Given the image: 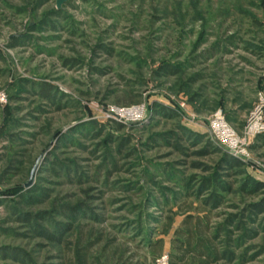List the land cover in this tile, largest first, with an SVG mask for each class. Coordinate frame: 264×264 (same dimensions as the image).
Returning a JSON list of instances; mask_svg holds the SVG:
<instances>
[{"label":"rangeland","instance_id":"1","mask_svg":"<svg viewBox=\"0 0 264 264\" xmlns=\"http://www.w3.org/2000/svg\"><path fill=\"white\" fill-rule=\"evenodd\" d=\"M57 1L0 0V264H75L88 242L87 264H157L199 205L188 179L233 184L211 225L240 214L246 178L264 182V0ZM244 248L264 264V230Z\"/></svg>","mask_w":264,"mask_h":264},{"label":"trees","instance_id":"2","mask_svg":"<svg viewBox=\"0 0 264 264\" xmlns=\"http://www.w3.org/2000/svg\"><path fill=\"white\" fill-rule=\"evenodd\" d=\"M49 92L48 87L44 88L43 97L50 99L51 95ZM161 113L162 115H167L165 112ZM123 145L124 141L120 140L117 148H121ZM24 153L25 150L22 149L15 154L24 157ZM13 161L16 163L15 166ZM223 162L225 164L223 168L229 170V176L243 174L242 167L244 162L240 159L228 152H224ZM23 164L24 161L21 159H10L2 175L14 173L9 172L10 169H14L18 173L21 171ZM220 177L221 175L215 171L211 176L197 180L194 186L190 182L191 179H188L185 183V196L194 198L199 205L194 208L196 212H190L191 202L183 210V218L179 226L173 231L169 264H213L220 260L231 263L236 259L240 261V264H243L249 260V257H246L245 248L237 255L230 248L242 246V242L254 238L260 230H264V182L246 178L247 180L238 187L240 202L244 205L240 214H230L224 219L223 223L211 225L210 220L213 217L212 215H214L212 211L223 205L225 200L223 194L233 191V184L229 181L221 180ZM256 193L263 194L262 198L258 201L244 202L246 197L253 198ZM261 216L262 218L258 219ZM229 227L239 231L237 238H231L232 230ZM40 235L49 240L60 241L59 237L48 232H41ZM99 239V236L96 237V242ZM93 243L88 242L85 246L77 248L75 264H87V250ZM156 245L158 250L162 251V240L157 241ZM13 257L22 264H29L24 253L19 256L14 254Z\"/></svg>","mask_w":264,"mask_h":264},{"label":"built area","instance_id":"3","mask_svg":"<svg viewBox=\"0 0 264 264\" xmlns=\"http://www.w3.org/2000/svg\"><path fill=\"white\" fill-rule=\"evenodd\" d=\"M0 99L3 100L4 98L1 96ZM259 111H260V109H259V107H257L255 109L253 116L256 117V115L258 114ZM211 128H212L214 134H216V131H217L218 133H220L221 136L224 135L225 138L228 137L231 140V142H230L231 151L233 152V154L235 156L240 157L241 153L236 149L237 147L235 144V140L232 138V135H231L230 130L227 127V125L221 119L216 118L212 122ZM157 264H169V258H168L166 253H163L158 257Z\"/></svg>","mask_w":264,"mask_h":264},{"label":"water","instance_id":"4","mask_svg":"<svg viewBox=\"0 0 264 264\" xmlns=\"http://www.w3.org/2000/svg\"><path fill=\"white\" fill-rule=\"evenodd\" d=\"M62 2V0H58L57 1V5L59 6L60 3ZM43 158V153L41 155L38 156V158L36 159L34 165L32 166L30 172H29V176H28V180L24 183V187L27 188L29 187L33 181H34V177H35V173L38 169L39 163Z\"/></svg>","mask_w":264,"mask_h":264}]
</instances>
